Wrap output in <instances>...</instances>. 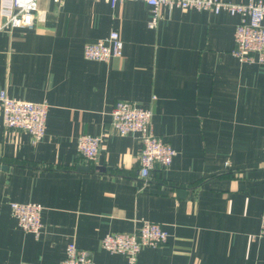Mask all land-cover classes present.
<instances>
[{"label": "crops", "instance_id": "crops-1", "mask_svg": "<svg viewBox=\"0 0 264 264\" xmlns=\"http://www.w3.org/2000/svg\"><path fill=\"white\" fill-rule=\"evenodd\" d=\"M36 8L32 27L0 30V90L48 104L38 142L0 118V264H59L69 241L95 264H126L101 239L144 220L168 237L143 247L135 264H264V62L232 55L240 16L160 6L149 27L142 0H36ZM111 30L122 55L85 59L84 44ZM118 100L150 109L153 133L177 151L146 181L138 135L111 126ZM82 133L104 134L93 161L77 150ZM10 202L42 206L38 237L19 226Z\"/></svg>", "mask_w": 264, "mask_h": 264}, {"label": "built area", "instance_id": "built-area-1", "mask_svg": "<svg viewBox=\"0 0 264 264\" xmlns=\"http://www.w3.org/2000/svg\"><path fill=\"white\" fill-rule=\"evenodd\" d=\"M98 1V0H95ZM111 5L124 0H105ZM151 8L149 27H155L159 18V7L207 10L215 14L227 11L238 14L235 26V45L232 55L240 62H264V0L229 2L225 0H142ZM36 0H0V15L5 19L1 29L32 27L35 20ZM123 42L119 32L111 30L107 36L88 42L83 46L85 59L108 62L122 55ZM48 104L11 97L0 90V118L4 127L26 132L32 142L45 135ZM111 126L120 135L137 134L141 143L138 157L139 177L146 181L157 167L168 168L177 151L156 136L151 127L152 112L138 107L128 100H118L111 112ZM104 135V134H103ZM103 135L82 133L77 138V150L86 161H93L99 152ZM13 216L19 226L39 236L42 228V206L35 202H10ZM264 238V202L257 235ZM167 230L159 223L144 220L131 232L107 233L101 239V248L125 255L126 264H135L137 254L143 247H156L166 242ZM59 264H95L89 251L79 248L74 241L65 246V255Z\"/></svg>", "mask_w": 264, "mask_h": 264}, {"label": "water", "instance_id": "water-1", "mask_svg": "<svg viewBox=\"0 0 264 264\" xmlns=\"http://www.w3.org/2000/svg\"><path fill=\"white\" fill-rule=\"evenodd\" d=\"M80 169H88V166H79ZM0 169H5V166H2L0 164ZM185 194V190H180L179 191V195H184Z\"/></svg>", "mask_w": 264, "mask_h": 264}]
</instances>
